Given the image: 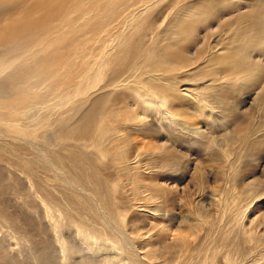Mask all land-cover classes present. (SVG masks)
I'll return each instance as SVG.
<instances>
[{
	"label": "bare ground",
	"instance_id": "bare-ground-1",
	"mask_svg": "<svg viewBox=\"0 0 264 264\" xmlns=\"http://www.w3.org/2000/svg\"><path fill=\"white\" fill-rule=\"evenodd\" d=\"M0 264H264V0H0Z\"/></svg>",
	"mask_w": 264,
	"mask_h": 264
},
{
	"label": "rangeland",
	"instance_id": "rangeland-1",
	"mask_svg": "<svg viewBox=\"0 0 264 264\" xmlns=\"http://www.w3.org/2000/svg\"><path fill=\"white\" fill-rule=\"evenodd\" d=\"M248 103V102H247ZM251 106V104L250 103H248L247 104V107H250ZM257 115H259L258 113H257ZM203 127V126H202ZM217 132H220L222 129H221V126H218L217 127ZM200 155V154H199ZM198 155V156H199ZM234 157V156H233ZM192 158H196V155H193L192 156ZM232 158V157H231ZM247 163H249V161H247ZM211 170V171H210ZM216 171V172H215ZM228 171V170H227ZM224 172H225V170H224ZM230 172V171H229ZM206 173L208 174V177H210V178H212V180H213V178H214V176H216V175H221L222 174V169L221 168H219L218 166H209L208 168H206ZM216 173V174H215ZM214 175V176H213ZM249 180H251V177L249 178ZM212 186V187H210V186ZM209 185H207V186H205L200 192H199V187L194 183L193 185H192V187L191 188H193L194 190L196 189V194H197V196L198 195H200L199 196V198H197L196 199V201H198V203H199V206H200V208H210V206L213 204V201L215 200V198L217 197H220L221 196V192H222V195L224 194L223 193V187L224 186H221V188L220 187H218V189L217 188H215V191L213 190V185H211V184H209ZM194 186V187H193ZM209 188V189H208ZM212 188V189H211ZM223 188V189H222ZM212 190H213V192H212ZM218 190V191H217ZM206 191V192H205ZM209 191V192H208ZM218 193H217V192ZM199 193V194H198ZM219 193H220V195H219ZM214 198V199H213ZM199 199V200H198ZM213 200V201H212ZM212 201V202H211ZM210 204V205H209ZM203 205V206H202ZM209 208H208V210H209ZM206 210V209H205ZM207 210V211H208ZM183 213H184V211H183V208H182V206L181 205H179V207L177 208V211H176V213H175V219L173 218V220H170V219H168V221H165V222H163V224L164 225H166L167 226V228H170L171 227V225L173 226V229L175 230V229H178L179 228V226H181L182 224H183V222H181V221H183L184 219H183ZM1 231L2 232H6V231H8V229L6 228V227H3V228H1ZM9 234H10V232H9ZM174 236H171L170 235V238H173ZM10 249L12 250V251H15L16 249H18V247L19 246H17L16 244H14V242L12 243H10Z\"/></svg>",
	"mask_w": 264,
	"mask_h": 264
}]
</instances>
